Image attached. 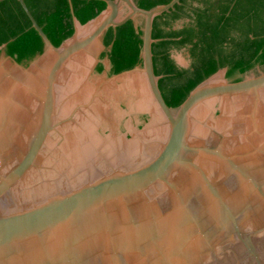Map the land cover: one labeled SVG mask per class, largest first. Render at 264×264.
<instances>
[{"label": "water", "instance_id": "1", "mask_svg": "<svg viewBox=\"0 0 264 264\" xmlns=\"http://www.w3.org/2000/svg\"><path fill=\"white\" fill-rule=\"evenodd\" d=\"M19 1L44 45H0V264H264V72L219 68L173 109L152 31L179 0L72 11L59 46ZM137 15L141 62L110 75L103 36Z\"/></svg>", "mask_w": 264, "mask_h": 264}, {"label": "trees", "instance_id": "2", "mask_svg": "<svg viewBox=\"0 0 264 264\" xmlns=\"http://www.w3.org/2000/svg\"><path fill=\"white\" fill-rule=\"evenodd\" d=\"M55 46L74 32L72 11L86 23L107 6L104 0H24ZM152 9L171 0H134ZM144 17L110 27L103 36L111 48L101 54L111 62L109 74L141 62ZM152 36L154 69L166 103L177 108L189 92L219 68L227 67L231 81L264 72V0H179L156 16ZM20 63L43 50V40L19 0L0 1V45ZM186 51L190 65L179 67L172 52ZM1 51V50H0ZM104 65L100 62L98 71Z\"/></svg>", "mask_w": 264, "mask_h": 264}, {"label": "clouds", "instance_id": "3", "mask_svg": "<svg viewBox=\"0 0 264 264\" xmlns=\"http://www.w3.org/2000/svg\"><path fill=\"white\" fill-rule=\"evenodd\" d=\"M179 67H188L189 65L187 63L178 65Z\"/></svg>", "mask_w": 264, "mask_h": 264}, {"label": "flooded vegetation", "instance_id": "4", "mask_svg": "<svg viewBox=\"0 0 264 264\" xmlns=\"http://www.w3.org/2000/svg\"><path fill=\"white\" fill-rule=\"evenodd\" d=\"M187 55V54H186ZM172 57H173V52H172ZM174 59H176V58H174ZM176 62H177V60H175ZM177 64L179 65V63L177 62ZM189 65H190V61H189Z\"/></svg>", "mask_w": 264, "mask_h": 264}]
</instances>
